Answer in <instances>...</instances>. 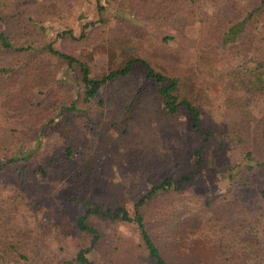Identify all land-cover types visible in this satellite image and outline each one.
I'll use <instances>...</instances> for the list:
<instances>
[{"label": "rangeland", "instance_id": "rangeland-1", "mask_svg": "<svg viewBox=\"0 0 264 264\" xmlns=\"http://www.w3.org/2000/svg\"><path fill=\"white\" fill-rule=\"evenodd\" d=\"M186 4L180 0H0V33L16 44L31 41L39 48L52 43L87 62L93 77L122 66L136 54L165 75L189 78L188 91L200 104L203 131L199 134L193 129L185 107L174 113L163 108L162 83L147 80L141 63L104 85L86 112L55 117L59 100H74L79 89L71 88L67 64L42 52L32 66L43 65L64 85L55 81L45 94L27 96L32 103L29 110L19 104L20 113L6 129L8 137L0 135V142L24 140L28 134V146L40 150L46 161L65 146L71 147L72 155L64 173L52 168L50 178L37 186L46 194L41 202L33 193L28 204L21 203L17 186L0 179V261L63 264L80 247H89L91 238L76 229L81 208L71 196L88 197L113 209L122 205L131 211L152 184L189 175L192 181L161 194L144 208L145 222L170 264H210L218 257V250L212 251L208 240L200 237L199 227L205 220L240 223L247 205L244 194L253 190H235L230 173L262 186L264 169L246 173L251 159L239 147L230 148L226 137L216 136L229 118L224 78L197 59L201 9ZM180 5L182 9L174 12ZM92 21L94 25L85 27ZM260 22L264 29V16ZM166 35L172 38L165 42ZM31 54L2 50L0 66L12 68L28 61ZM250 108L255 118L264 117V95L254 97ZM44 116L54 121L42 132L31 133L29 126L42 124ZM206 132L213 134L206 137ZM261 145L264 152V137ZM90 222L101 236L88 255L96 262L110 254L122 260L127 250L141 242L140 232L129 222L102 218ZM259 247L264 252V243ZM231 250L219 264H261L246 251Z\"/></svg>", "mask_w": 264, "mask_h": 264}, {"label": "trees", "instance_id": "trees-1", "mask_svg": "<svg viewBox=\"0 0 264 264\" xmlns=\"http://www.w3.org/2000/svg\"><path fill=\"white\" fill-rule=\"evenodd\" d=\"M189 1L186 5L196 4L200 7L199 34H198V58L202 65L216 69L224 78L223 94L229 118L218 130V137H226L230 148L239 147L243 156L250 158L251 163L244 171L250 172L256 169H264V152L261 151V139L264 137V117L255 118L251 112V103L254 97L264 95V32L260 19L264 16V0H180ZM182 9L180 5L174 12ZM171 12V13H174ZM101 20V18H100ZM95 21L88 23L94 25ZM64 34L71 33L64 31ZM63 35V34H61ZM84 33L81 34L83 36ZM172 36L166 35V42ZM5 49L14 50L17 53L32 52L28 61H20L19 65L12 68L0 66V135L8 137L6 129L14 124V118L20 113L19 104L26 111L32 104V98L39 97L48 92L55 81L59 83L58 76L44 69L43 65H33V61L39 54L46 51V55L55 56L67 64L71 72L68 78L70 85L77 87V97L69 101L59 100L57 116L64 113L86 112L85 107H91L92 102L101 96L104 85L118 78L126 76L134 64L141 63L146 69V79L162 83L159 88V96L163 108L170 113L176 112L181 106L188 112L189 121L193 129L202 134V116L200 104L195 101L194 95L188 91V79L185 76H168L153 68L147 60L138 55L130 56L122 66L109 69L100 77H93L87 62L73 54L56 49L52 43L42 47H36L34 43L27 45L16 44L9 36L0 33V52ZM7 76V77H4ZM187 79V80H186ZM73 85V86H72ZM112 98L108 97L110 102ZM82 104L79 107L78 103ZM30 113L35 117L32 111ZM42 124H32V131L42 132L54 118L44 116ZM19 124V123H18ZM24 125V123H21ZM19 126H21L19 124ZM15 130L21 133L20 127ZM213 132H206L208 137ZM20 136H23L20 134ZM28 134L24 140L16 139L15 142L3 144L0 142V172L6 176H0L4 183L16 185L17 196L21 203H29L34 193L36 200L41 202L45 193L42 183L51 176V169L64 173L69 167L68 160L72 155L70 146L61 148L60 152L51 161L41 157V151L30 148L27 144ZM198 153V150H197ZM256 158V160H255ZM90 168V166H89ZM232 176V177H231ZM231 182L235 190L250 187L253 191H247V205L243 209V220L236 224L210 223L204 221L198 231L201 238L208 240L212 251H216L218 257L211 262L219 264L222 257L227 258L231 249L246 251L254 260L264 264V252L259 247L264 243V185H254L247 182L244 176L238 173H230ZM193 180L191 175L181 178L166 177L158 184H152L148 191L142 195L132 207L119 205L116 208L103 207L88 197L71 196L74 203L81 208L76 219L78 232L91 238L89 247H80L75 257L63 264H170L163 255L160 247L152 237L146 224L144 208L154 202L161 194L168 193L172 189H179L184 183ZM41 185L39 188L37 186ZM35 187V188H34ZM247 190V189H246ZM37 202V203H38ZM91 218L109 220H122L137 227L141 234V242L136 248L127 250L122 260L114 259V254L99 262L92 260L88 255L100 241L98 228L90 222ZM214 221V220H213ZM247 235V237H245ZM219 248V249H218ZM224 254V255H222ZM25 257V256H23ZM109 258V259H108ZM122 261V262H120ZM210 262V264H212ZM0 264H5L0 261ZM17 264H20L17 261ZM222 264V263H221Z\"/></svg>", "mask_w": 264, "mask_h": 264}]
</instances>
